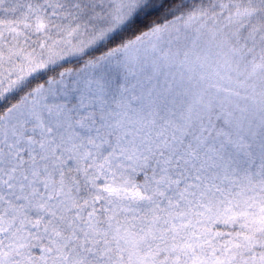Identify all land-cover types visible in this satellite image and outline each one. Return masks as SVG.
I'll use <instances>...</instances> for the list:
<instances>
[{
    "label": "snow or ice",
    "instance_id": "6c2138e0",
    "mask_svg": "<svg viewBox=\"0 0 264 264\" xmlns=\"http://www.w3.org/2000/svg\"><path fill=\"white\" fill-rule=\"evenodd\" d=\"M0 264H264V0H0Z\"/></svg>",
    "mask_w": 264,
    "mask_h": 264
}]
</instances>
